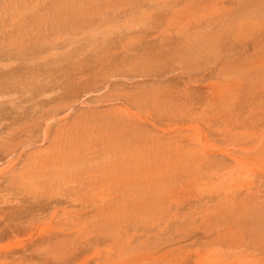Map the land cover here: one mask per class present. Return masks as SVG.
I'll use <instances>...</instances> for the list:
<instances>
[{
  "label": "rangeland",
  "instance_id": "1",
  "mask_svg": "<svg viewBox=\"0 0 264 264\" xmlns=\"http://www.w3.org/2000/svg\"><path fill=\"white\" fill-rule=\"evenodd\" d=\"M15 1L0 264H264V0Z\"/></svg>",
  "mask_w": 264,
  "mask_h": 264
},
{
  "label": "bare ground",
  "instance_id": "2",
  "mask_svg": "<svg viewBox=\"0 0 264 264\" xmlns=\"http://www.w3.org/2000/svg\"><path fill=\"white\" fill-rule=\"evenodd\" d=\"M12 4H13V3H12ZM14 4H15L16 6H20V5H21L19 9H20L21 11L23 10V0H16ZM21 7H22V8H21ZM9 12H10V11H9ZM11 16H12V15H11ZM13 18H14V17H13ZM2 20H3V19H2ZM2 23H3V22H2ZM5 23H6V22H5ZM116 97L118 98V100H119L120 98H122V97H120V96H116ZM114 98H115V97H114ZM117 98H115V99L117 100ZM122 99H124V96H123ZM120 100H121V99H120ZM124 101H125V99H124ZM5 141H6V140H5ZM10 150H11V149H10ZM8 152H10V151H8V149H7V153H8ZM8 154L10 155V153H8ZM9 155H8V156H9ZM6 156H7V155H6ZM6 156H5V157H6ZM3 174H4V173H3Z\"/></svg>",
  "mask_w": 264,
  "mask_h": 264
}]
</instances>
